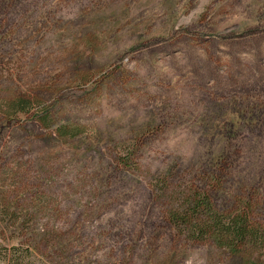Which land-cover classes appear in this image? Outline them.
Instances as JSON below:
<instances>
[{
  "label": "rangeland",
  "instance_id": "374dc122",
  "mask_svg": "<svg viewBox=\"0 0 264 264\" xmlns=\"http://www.w3.org/2000/svg\"><path fill=\"white\" fill-rule=\"evenodd\" d=\"M197 186L264 222V0H0V246L248 264L170 222Z\"/></svg>",
  "mask_w": 264,
  "mask_h": 264
},
{
  "label": "trees",
  "instance_id": "16d2710c",
  "mask_svg": "<svg viewBox=\"0 0 264 264\" xmlns=\"http://www.w3.org/2000/svg\"><path fill=\"white\" fill-rule=\"evenodd\" d=\"M42 111L45 112L44 123L47 125L51 113L48 108ZM58 132L60 135L76 136L78 131L66 125ZM215 185L213 182L209 184L210 187ZM191 192L181 196L182 199L169 194L172 200L168 218L178 231L191 240L209 242L241 255L248 264H264V222L257 215L258 204L254 199H241L236 209L228 211L220 209L209 188L197 186L191 188ZM31 248L0 246V264H38Z\"/></svg>",
  "mask_w": 264,
  "mask_h": 264
}]
</instances>
